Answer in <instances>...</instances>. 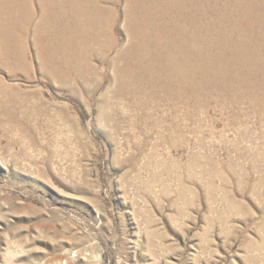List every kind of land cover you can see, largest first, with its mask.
Instances as JSON below:
<instances>
[{"label": "rangeland", "instance_id": "obj_1", "mask_svg": "<svg viewBox=\"0 0 264 264\" xmlns=\"http://www.w3.org/2000/svg\"><path fill=\"white\" fill-rule=\"evenodd\" d=\"M116 3L113 47L81 66L38 55L37 0L18 44L1 45L0 264H264V85L252 94L221 60L196 94L136 67L117 89L130 36Z\"/></svg>", "mask_w": 264, "mask_h": 264}, {"label": "bare ground", "instance_id": "obj_2", "mask_svg": "<svg viewBox=\"0 0 264 264\" xmlns=\"http://www.w3.org/2000/svg\"><path fill=\"white\" fill-rule=\"evenodd\" d=\"M37 1L40 12L35 27L38 33L35 34L34 45L40 51L38 55L46 60L48 65H52L60 55H63L67 62L77 60L81 66L83 63L81 60L87 61V57L91 52L113 47L112 44L115 39L112 38L116 36L111 35L112 38L108 37L107 41L106 38L114 25L113 18L117 0ZM125 1L127 5L124 6L126 7V15L124 14V16L128 20L126 29L129 33L127 36H130V45L127 50L117 57V89L120 90V86L127 82L125 81L127 71H130L132 67H136L141 71L135 77H146L147 80L149 79L153 83L155 82V85L157 83L161 87L166 85L176 86L175 88L179 89V92L185 91V95L196 94L198 88L215 87L218 69L216 61L225 60L228 63V65L225 64L226 66L234 65L235 67L240 64L239 66L243 67V73L245 74L243 86H246L252 94L262 95L263 92L260 93L261 90L257 88L264 85V0H225V2L224 0ZM220 2L224 3L225 9H218ZM31 7L32 0H0V32L5 36V38L2 35L0 36V48L1 45L5 47L6 42H13L14 45L18 44L17 40L20 37L18 31L27 23H33L37 17ZM65 12H68L69 15L62 14ZM112 33L114 35V32ZM59 36L63 37L61 43L56 41ZM10 53L15 56L17 62L23 61L26 56L21 50L14 54V51L11 50L8 53L6 49L5 57L6 55L10 57ZM120 62L123 63V66L120 65ZM87 66L89 65H86V68ZM61 68L54 65L50 68L51 73L60 78L62 83H66L69 79L68 74H66L68 70L64 71ZM68 69L75 70V73L81 71L80 68L70 69L68 67ZM134 70L136 71V69ZM237 70L239 71V69ZM256 73H262V78H260L262 81L258 80L261 81L260 84L252 81L251 77ZM127 75L129 76V74ZM141 80L143 81V79ZM156 88L158 89V86ZM158 90L160 91V89ZM24 99L26 100V98ZM18 102L21 103V101ZM5 108H10V105L6 104Z\"/></svg>", "mask_w": 264, "mask_h": 264}]
</instances>
